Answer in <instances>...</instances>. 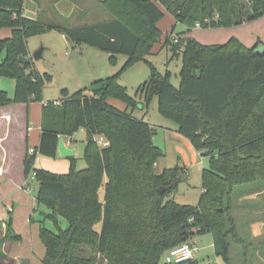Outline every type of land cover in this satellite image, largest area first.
<instances>
[{"label": "trees", "instance_id": "16d2710c", "mask_svg": "<svg viewBox=\"0 0 264 264\" xmlns=\"http://www.w3.org/2000/svg\"><path fill=\"white\" fill-rule=\"evenodd\" d=\"M24 2L0 0V31L12 29L11 37L0 36V55L7 52L0 76L9 75L16 83L13 97L0 89V106L43 100L52 75L35 69L31 59L20 61L21 56L30 57L32 36L59 30L79 45L107 51L112 65L119 54L128 56L114 76L72 94L65 89V99L43 104L41 142L24 160L25 175L33 171L39 182L37 203L50 210L40 220L43 264H96L98 256L108 264H167L161 261L169 249L206 233L213 236L225 264H232L231 239H243L237 238L231 193L237 185L264 179V42L249 47L231 37L208 45L194 37L167 36L163 44L181 56L179 87L172 83L171 71L162 73L146 56L161 37L158 24L166 11L187 30L197 23L225 27L263 16L264 0H249L250 11L243 0H102L115 18L77 26L31 19L25 15ZM140 60L151 66L149 78L137 91L144 103L119 81ZM156 96L163 116L210 160L202 171L204 190L198 206L174 200L173 193L187 177L185 167L156 171L164 154L153 143L155 127L132 112L140 105L148 109ZM116 98L126 109L109 102ZM81 129L87 130L85 169L77 168L74 155L68 157L67 173L33 168L38 153L54 158L61 136ZM98 136L106 145L98 143ZM5 224L1 246L9 239L20 240L11 220ZM85 249L91 251L89 258Z\"/></svg>", "mask_w": 264, "mask_h": 264}, {"label": "rangeland", "instance_id": "374dc122", "mask_svg": "<svg viewBox=\"0 0 264 264\" xmlns=\"http://www.w3.org/2000/svg\"><path fill=\"white\" fill-rule=\"evenodd\" d=\"M243 1L247 6V10L250 11L253 4L251 2L249 3V0ZM24 4L25 15L27 17L31 19H41L46 24L54 22L63 26H77L82 24H94L98 21L113 20L115 18L111 12L98 2V0H25ZM40 6L44 9L43 12H40ZM197 24L193 26V29L187 30L188 27L185 24L180 22L176 23L174 16L166 11L164 18L161 19L158 25L162 32L161 37L158 42L154 44L152 53L146 56V59L154 64L162 73L167 70L171 71L170 79L176 87H179L181 83V56L174 55L172 50L163 44L167 36H173L177 39L181 37V35L194 37L201 43L208 45L223 44L233 36H244L247 39L256 38V40H253L254 42L257 41L258 37L264 40V15L255 20L245 21L233 26L198 27ZM172 32H174V34H172ZM11 35V28L6 27L0 31V36L2 38L11 37ZM40 48H43L42 57L35 60L33 56ZM28 51H30L33 67L35 69L37 68L41 73H49L52 75V80L47 82L44 87L42 93L43 100L29 103V118L24 119L25 126L27 124L35 126L36 131H38V127L41 124V108L45 102L65 99L63 94L65 89L69 91V94H72L84 87H91L93 83L100 78L105 79L114 76L121 70L128 59L127 55L119 54L117 63L112 65L109 62L110 54L107 51L96 49L86 43L79 45L69 36L65 37L62 32L55 29L30 37ZM6 53L7 52L4 51L0 55V62L3 61ZM148 61L145 62L140 60L136 62L130 69L125 70L119 78L121 84L127 87L129 95L137 97L141 103H144L145 99L141 94H138L137 91L138 88L147 81L151 74V66ZM15 86L16 83L14 79L9 75L4 74L0 76V89L6 90L10 97L14 95ZM115 102L117 104L116 106L120 109H126V104L123 101L116 99ZM24 109L26 110L25 106ZM128 111L130 112L131 110L129 109ZM132 112L138 119L149 121L153 127H155L153 143H155L164 154V156L158 158L155 166L156 171L162 172L166 168L175 167L177 165L185 167L187 177L178 186L175 193H173L172 197L174 200L181 205L188 204L198 206V202L204 190L202 189V171L204 168L210 166L209 158L201 156L199 152H196L187 138L179 134V126H177L173 120L163 116L159 111V99L157 96L154 97L148 109L140 105V107L133 109ZM86 138V130L74 134V142L72 145L77 149L74 156L78 169H85L87 167V161L84 159ZM96 138L98 141L101 140V138L104 139L103 136H98ZM32 140L33 137L31 136L28 143L29 151L34 149ZM3 151V147L0 146V161L3 160ZM14 156H16V158H9L8 162L12 164L13 172L16 174L21 167V163L19 162V153ZM36 159L33 168H45L53 173H67L71 167V161L68 157L57 156L56 158H52L38 154ZM29 177L31 178L30 186L24 194L28 195L29 201H31L34 206V209H31L32 221L28 222V226L21 228V241L9 239L10 244L14 242L12 246L6 242L2 246L0 245V257H5L6 253V257L10 258L8 255L10 249L11 252H17L20 253L18 255L26 257L22 264H43L42 256L45 253V244L38 234L36 237L35 233L40 227V220L43 219L44 213H48L50 210L45 204L39 205L37 203L36 192L39 188V182L35 178L33 171L30 173ZM245 185L235 186L230 196L232 204L231 214L236 221L237 238L241 237L242 239L243 237L240 235L238 228L239 222L237 219L239 218L235 215V209L237 207L238 214V207L240 206L237 204L239 202L238 198L245 194V189L247 190L246 187H248ZM250 185L253 186L254 184ZM61 224L64 227L67 226L64 218H61ZM31 225L35 230L33 235L31 233L29 234V226ZM46 225L54 231L57 230L52 221H47ZM243 230L244 229H242V231ZM6 231L7 228L0 225V240L3 239ZM34 235L35 238H32ZM231 240L232 245L230 251L231 255H233L232 264H246V262H243L242 258L244 256V244H242L245 243L244 239L242 242H235L234 240L236 239ZM193 241H196L197 253L195 260L198 264H225L224 259L216 252L217 247L210 233L199 234ZM83 254L89 258L91 251L85 249ZM98 257L96 264H108L101 256ZM164 260L165 259L162 258L161 263H163Z\"/></svg>", "mask_w": 264, "mask_h": 264}, {"label": "crops", "instance_id": "0c3cea01", "mask_svg": "<svg viewBox=\"0 0 264 264\" xmlns=\"http://www.w3.org/2000/svg\"><path fill=\"white\" fill-rule=\"evenodd\" d=\"M101 1L102 0H98V2L100 3ZM39 9H41L40 12L44 11L41 6L39 7ZM64 36L66 37V35ZM181 36L188 37L184 35ZM236 38H238L249 47L256 46L258 42H264V40H261L260 37H258L257 41L254 42L253 40H256L255 36V39H247L244 36H239ZM116 99H109V102L116 106ZM56 101L60 102L61 99H56ZM24 106L26 110L24 109ZM28 112L29 103L22 102L19 104L0 106V146H2L4 149L3 160L0 161V221L2 222V226L7 228L5 223L11 220V224L14 227L15 233L20 235L19 241H21L22 239V234L20 233L22 232L21 228L24 226H28V222L32 221L31 209H34L33 203L29 201L28 195L24 194V192L30 186L31 180L29 176L25 175L24 160L27 153H30L28 146L30 137H33L32 145L34 146V149L38 148L43 132V130H41V124L38 127V131L35 130V126H30L29 124L25 126L24 119L29 118ZM29 127H32V129L29 130ZM85 130L86 129H81L80 131ZM61 138L65 139V143L69 148H74V146L72 145V143L74 142V135L61 136ZM17 153H19L20 156L19 162L21 163V167L18 173L15 174L13 172L12 164H9L8 161L9 158H16V156L14 155H17ZM57 156H61L59 150ZM57 156H55L54 158H56ZM245 184V186H248L246 187L247 190L245 189V194L238 198L239 202L237 204L238 206L240 205L238 207V214L237 207L235 209V215L237 218H239L237 220L239 222L238 228L240 231V235H242L245 241V243H242L244 244V256L242 258L243 262H246V264H264V179ZM250 184L254 185L252 186ZM29 227V234L31 233L33 235V233L35 232L34 227L32 225ZM242 229H244V232L242 231ZM39 233L40 227L38 228V230H36V237L37 234L39 236ZM32 238H35V235L32 236ZM6 243L10 246L14 244V242L10 244V240L6 241ZM18 254L20 253L11 252L9 249L8 255L10 258L6 257L7 254L5 253V257H0L1 264H11V261L12 264H22L23 260L26 259V257Z\"/></svg>", "mask_w": 264, "mask_h": 264}, {"label": "built area", "instance_id": "2783aa9c", "mask_svg": "<svg viewBox=\"0 0 264 264\" xmlns=\"http://www.w3.org/2000/svg\"><path fill=\"white\" fill-rule=\"evenodd\" d=\"M200 27V23L197 24ZM177 41V40H176ZM32 127H29V130ZM99 144L106 145V142L103 138L98 141ZM35 152L34 149L30 151L31 154ZM196 241L191 242H184V244L173 247L168 250L167 254L165 255L164 259L165 262L168 263H183L184 261H189L195 259L197 253V247L195 245Z\"/></svg>", "mask_w": 264, "mask_h": 264}, {"label": "water", "instance_id": "95a60500", "mask_svg": "<svg viewBox=\"0 0 264 264\" xmlns=\"http://www.w3.org/2000/svg\"><path fill=\"white\" fill-rule=\"evenodd\" d=\"M43 48H40V49H38L36 52H35V54H34V56H33V58L36 60V59H39V58H41L42 57V54H43ZM258 51H261L260 49L258 50ZM31 59V57H23V56H21L20 57V61L21 62H25V61H28V60H30ZM58 150H59V153H60V155L62 156V157H70L71 155H75V153H76V149H74V148H69L67 145H66V143H65V139L64 138H61L60 139V141H59V144H58ZM161 192H163L164 191V188L162 187V188H160L159 189Z\"/></svg>", "mask_w": 264, "mask_h": 264}]
</instances>
